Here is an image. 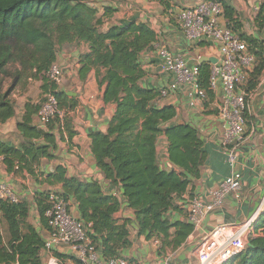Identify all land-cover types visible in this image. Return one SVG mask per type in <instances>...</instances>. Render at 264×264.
Masks as SVG:
<instances>
[{
  "label": "trees",
  "instance_id": "1",
  "mask_svg": "<svg viewBox=\"0 0 264 264\" xmlns=\"http://www.w3.org/2000/svg\"><path fill=\"white\" fill-rule=\"evenodd\" d=\"M91 1L0 0V123L16 115L12 92L18 86L26 88L34 80L42 81L44 96L48 93L57 96L61 108L75 107L60 86L49 80L47 72L62 46L87 44L89 51L80 59V75L85 78L95 70L99 86L104 87L103 100L116 106L107 131L91 133V149L106 179L121 187L124 201L106 194L96 180L68 177L63 166L53 173L42 174L43 181L61 184L62 191L53 193L76 202L78 218L87 225L91 223L90 238L104 258L123 256V250L131 245V227L139 236L158 239V254L164 256L176 251L194 231L188 210L175 205V198L184 199L183 205L188 206L193 197L182 196L191 182L200 177L208 153L195 126L187 122L171 124L177 116L176 106H160L161 91L141 84L146 76L142 56L154 48L158 33L149 24L136 20L114 24L103 31V18ZM151 1L160 2L166 9L171 7L170 0ZM218 1L224 5L228 26L247 42L255 55L246 87L252 92L264 73V39L245 35L234 8L224 0ZM113 11L106 7L103 16H110ZM256 20L263 28L264 4ZM211 72L210 62L200 64V84L209 96L213 95L209 90ZM8 79L10 85L5 90ZM42 104L29 102L26 114L17 122L16 128L24 138L21 148L0 140V156L9 172L26 171L34 175L43 158L55 157L56 132L65 129L69 137L74 135L68 116L63 121L53 118L47 123V130L35 126L32 116ZM161 136L167 138L168 159L173 168H164L159 163ZM51 193L39 192L35 197L46 228L45 213ZM123 204L134 211V219L116 217ZM178 209L185 211V220L170 218L169 213ZM28 215L26 201L13 203L0 199V264H42L40 253L45 240L29 223ZM4 223L9 233L7 242L2 233ZM255 228L259 235L251 237L246 248L225 264H264V208Z\"/></svg>",
  "mask_w": 264,
  "mask_h": 264
},
{
  "label": "crops",
  "instance_id": "2",
  "mask_svg": "<svg viewBox=\"0 0 264 264\" xmlns=\"http://www.w3.org/2000/svg\"><path fill=\"white\" fill-rule=\"evenodd\" d=\"M203 0H170L171 7L166 9L163 4L151 0H92V4L99 10V16L103 18L102 30L107 31L114 24L126 23L132 20L149 24L157 33L158 41L152 50L143 53L142 61L146 76L141 84L147 88L162 89L170 82L171 77L164 71L162 59L159 57V46L167 47L176 55L185 57L189 63L194 64L204 57H214L218 60L221 53L216 45L211 42H192L186 39L178 24V13L181 9L194 6ZM232 6L236 17L242 25V32L247 36L264 39V27L260 28L256 16L260 11L264 0H224ZM112 8L113 14L103 16L105 8ZM89 51L85 43L66 44L57 54V61L64 70L63 83L60 89L73 100L75 107L66 109L68 118L74 131L73 137H69L67 130L56 132L57 149L53 152V159L43 158L35 174L26 171L9 172L3 157L0 156V183L10 184L22 201L29 205L28 221L41 234L43 239L48 236L47 228L41 221L38 205L35 197L39 192L62 191V185H50L44 182L42 174L55 172L56 168H66L68 177H77L81 180H96L104 188L108 195H116L124 201L121 187L106 179L104 173L97 167L95 156L92 153L91 133L95 131L106 132L114 115L116 106L105 103L103 100L104 87H100L96 77V71L92 70L83 78L80 75V59ZM38 93L31 95L24 93L14 95L16 115L5 123H0V140L10 145L21 148L24 138L17 130V122L27 112L29 102L39 104L41 102L42 81L34 80ZM184 90L172 93L158 101L160 106L174 105L177 108V116L171 122H187L195 126L205 143L208 153L207 160L202 167L199 178L194 179L187 191L182 196L199 197L210 200V192L229 176L231 164L227 160V153L223 147V138L227 125L220 115V104L224 93L222 87L205 100H198L195 106L188 104V98ZM46 97V96H45ZM42 104V103H41ZM41 106V105H40ZM38 113V112H37ZM37 113L33 114V124L47 130V124L39 121ZM39 142H43L39 141ZM237 161L233 165L242 176V189L240 197L234 194L227 196L223 207L210 212L204 221L196 228L187 240L171 253L175 264H198L197 249L206 234L221 225H231L244 222L260 207L264 208V82L257 85L252 93L247 112V128L245 138L237 148ZM159 163L164 168H173L168 159V141L165 136L158 140ZM184 199L175 198V205L182 206ZM71 212L80 217L78 206L74 200H69ZM172 220H185V211L178 209L169 213ZM118 219H134V211L125 204L116 214ZM2 233L5 242L9 240L6 223L3 224ZM131 245L123 250L122 255L129 259L144 264H154L162 256L158 254V247L154 240H148L139 236L134 227L130 228ZM169 254V253H167ZM42 264H78L74 249L69 245H63L56 251H48L45 248L40 253Z\"/></svg>",
  "mask_w": 264,
  "mask_h": 264
},
{
  "label": "built area",
  "instance_id": "3",
  "mask_svg": "<svg viewBox=\"0 0 264 264\" xmlns=\"http://www.w3.org/2000/svg\"><path fill=\"white\" fill-rule=\"evenodd\" d=\"M178 24L186 39L192 42L207 41L216 45L221 57L212 64L209 90L217 92L222 87L224 93L220 104V115L226 122L227 129L223 138V147L231 164V172L219 187L210 192L211 199L191 198L188 203V220L198 227L210 212L223 207L227 196L234 194L240 197L242 189L241 173L233 167L237 161V146L243 142L247 128V112L252 92H248L249 73L255 64V55L249 50L247 42L229 26L225 18V9L218 0H203L198 4L183 8L178 13ZM159 57L163 62L164 71L171 77L170 82L162 89V97L184 90L189 106H195L196 101L205 100L208 90L200 84V62L194 64L181 56L174 54L167 47L159 46ZM64 70L56 60L47 72L49 80L56 85L63 83ZM264 82V73L258 85ZM41 123L47 124L53 118L63 121L68 112L61 108L59 99L54 93H48L38 113ZM0 199L13 203L21 199L13 187L0 183ZM50 206L45 213L48 236L44 239V248L56 251L63 245L71 246L77 260L81 264H144L130 260L127 257L101 256L93 244L88 225L76 217L66 201L57 193L49 196ZM260 207L244 222L231 225H221L209 231L197 249L198 264H225L240 254L248 243L249 237L259 235L255 223L260 216ZM156 244H160L155 239ZM154 264H175L171 253L162 256Z\"/></svg>",
  "mask_w": 264,
  "mask_h": 264
},
{
  "label": "rangeland",
  "instance_id": "4",
  "mask_svg": "<svg viewBox=\"0 0 264 264\" xmlns=\"http://www.w3.org/2000/svg\"><path fill=\"white\" fill-rule=\"evenodd\" d=\"M262 78V76L260 77V79ZM259 79V80H260ZM35 81H30L29 84L27 85V87H23V86H18L11 94V97L13 98L14 95H22V94H26V93H30L31 95H36L38 93V90L36 89L38 86L35 85ZM10 85V79H8L5 83V87L4 89H8ZM45 101V96H42V99H41V102L40 103H43ZM252 236L249 237V240ZM248 240V241H249Z\"/></svg>",
  "mask_w": 264,
  "mask_h": 264
},
{
  "label": "water",
  "instance_id": "5",
  "mask_svg": "<svg viewBox=\"0 0 264 264\" xmlns=\"http://www.w3.org/2000/svg\"><path fill=\"white\" fill-rule=\"evenodd\" d=\"M203 62H210L211 64H216L218 62V59L217 58H214V57H204L200 63H203Z\"/></svg>",
  "mask_w": 264,
  "mask_h": 264
}]
</instances>
